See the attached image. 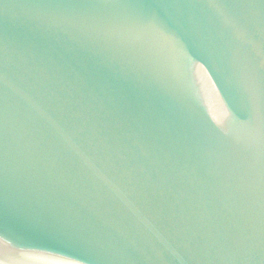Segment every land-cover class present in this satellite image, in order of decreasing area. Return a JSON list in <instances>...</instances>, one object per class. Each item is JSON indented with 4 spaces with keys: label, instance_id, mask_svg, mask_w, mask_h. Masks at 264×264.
I'll return each mask as SVG.
<instances>
[{
    "label": "water",
    "instance_id": "95a60500",
    "mask_svg": "<svg viewBox=\"0 0 264 264\" xmlns=\"http://www.w3.org/2000/svg\"><path fill=\"white\" fill-rule=\"evenodd\" d=\"M264 0H0V264H264Z\"/></svg>",
    "mask_w": 264,
    "mask_h": 264
},
{
    "label": "snow or ice",
    "instance_id": "6c2138e0",
    "mask_svg": "<svg viewBox=\"0 0 264 264\" xmlns=\"http://www.w3.org/2000/svg\"><path fill=\"white\" fill-rule=\"evenodd\" d=\"M241 3L245 5H251L253 3V0H241ZM259 118H260L262 129H264V103H262L261 105ZM260 154L264 155V134H262L261 136Z\"/></svg>",
    "mask_w": 264,
    "mask_h": 264
}]
</instances>
